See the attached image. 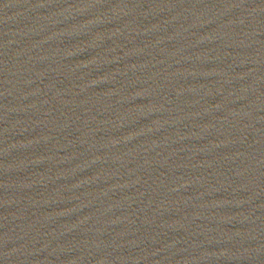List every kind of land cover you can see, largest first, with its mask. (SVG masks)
<instances>
[{"label":"water","instance_id":"obj_1","mask_svg":"<svg viewBox=\"0 0 264 264\" xmlns=\"http://www.w3.org/2000/svg\"><path fill=\"white\" fill-rule=\"evenodd\" d=\"M0 264H264V0H0Z\"/></svg>","mask_w":264,"mask_h":264}]
</instances>
